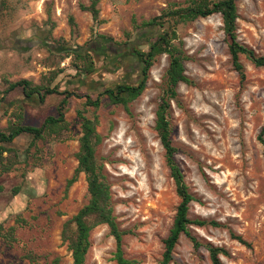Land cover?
I'll return each mask as SVG.
<instances>
[{
	"label": "rangeland",
	"instance_id": "1",
	"mask_svg": "<svg viewBox=\"0 0 264 264\" xmlns=\"http://www.w3.org/2000/svg\"><path fill=\"white\" fill-rule=\"evenodd\" d=\"M187 2L0 0V131L18 125L37 129L46 118L62 115L38 139L22 134L10 145L15 163L0 173V264L71 263L61 231L89 202L84 174L68 184L77 168L82 118L94 124L99 136L95 158L110 186L112 215L124 233V258L130 264L161 263L179 203L155 132L168 57H156L145 89L126 105L103 94L113 87L105 86L103 72L84 71L97 40L123 47L139 39L144 45L139 50L146 52L161 30L141 24ZM93 4L96 22L82 9ZM236 6L237 40L264 56V0H236ZM171 30L176 33L172 43H182L185 75L192 81L179 83L177 101L170 102L171 141L194 197L188 218L204 222L189 226L200 247L181 235L171 264H211L207 244L225 251L222 264H264V159L257 140L264 127V70L240 56L245 74L240 83L219 15L177 23ZM30 38L38 43L30 50L15 43ZM140 75H127L123 83L136 86ZM21 80L39 94L8 91ZM78 80L84 82L80 88L73 86ZM47 89L56 93L46 94ZM96 101L97 107L92 105ZM89 241L85 264H116L107 225L95 226Z\"/></svg>",
	"mask_w": 264,
	"mask_h": 264
},
{
	"label": "trees",
	"instance_id": "2",
	"mask_svg": "<svg viewBox=\"0 0 264 264\" xmlns=\"http://www.w3.org/2000/svg\"><path fill=\"white\" fill-rule=\"evenodd\" d=\"M83 10L90 12L93 20L96 22L98 11L94 4L90 7H82ZM212 15H219L222 22V31L227 43L228 52L231 59L233 70L237 73L240 83L245 80L244 68L239 61V57H245L254 67L264 70V56L257 55L251 48L239 43L236 36L237 6L236 0H188L185 7L164 10L159 16L143 22L141 27L161 30L156 40L152 42L146 52L137 54L140 61L141 80L136 86L117 85L113 89H107L103 92L114 104L126 105L138 98L145 89L146 78L149 69L152 67L155 59L159 55H167L168 67L165 72V85L163 95L155 111V132L159 142L164 150V159L169 176L175 187V193L179 203L175 210L171 228L167 237L163 241V253L160 264H171L173 261V252L181 235L188 238L195 249L200 244L191 235L189 226L192 224L203 225V221L192 222L188 218L190 203L194 201L193 195L189 192L184 182L183 173L175 161L176 149L171 141V128L168 113L170 102L177 101L176 88L179 83L192 85V81L186 77L184 70V61L186 56L181 49V42L172 43L175 39V30H171L177 23L193 22L197 19H204ZM80 57V54L77 53ZM93 71V64L84 71V74L90 75ZM29 83L25 80L18 81L8 87V91L15 88H21L23 95L28 97L33 93L39 94L38 88H30ZM46 94H54V89L45 90ZM98 106V101L92 103ZM62 121V115L58 118H46L40 128H31L28 126H13L8 133L0 131V173L7 172L13 166L15 159V149L10 145L22 134L32 135L38 139L45 127H54ZM82 136L79 139V150L76 154L77 168L73 178L68 182L71 184L78 174H84L87 183V192L89 202L69 221H67L61 231V241L67 246L71 253L70 264H85V257L90 248L89 234L90 231L99 224H105L109 228L110 235L115 240V260L116 264H130L131 262L124 258L122 252V236L124 233L118 229L115 219L112 215L110 186L107 182L103 171V166L95 158V144L99 141V136L95 131L94 124L82 118L81 123ZM258 142L263 147L264 159V127L260 129L257 137ZM8 156L3 157L4 154ZM232 239L242 245L246 243L240 238L233 236ZM209 255L211 264H222L220 255H225L221 248L214 247L210 244L204 246Z\"/></svg>",
	"mask_w": 264,
	"mask_h": 264
},
{
	"label": "flooded vegetation",
	"instance_id": "3",
	"mask_svg": "<svg viewBox=\"0 0 264 264\" xmlns=\"http://www.w3.org/2000/svg\"><path fill=\"white\" fill-rule=\"evenodd\" d=\"M36 41L37 40L35 38H30L22 41L15 40V43L21 45L22 48H25V50H30L34 44H38ZM142 43L143 42H140L139 39H135L133 43L124 45L123 47L126 48L123 49V47H117L112 44L97 40L91 51L93 54V71L91 75H95L98 72H103L107 76V82L105 86L110 83L113 87L105 88V90L113 89L120 84L127 85L123 83L127 75L141 74V63L137 54L142 52L139 50V46H144ZM99 63L101 64V67L97 70V64ZM97 83L99 86H101V88L105 87L100 81H97ZM83 84L84 82L82 80L73 82L74 87L80 88L83 86Z\"/></svg>",
	"mask_w": 264,
	"mask_h": 264
}]
</instances>
